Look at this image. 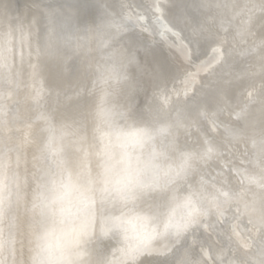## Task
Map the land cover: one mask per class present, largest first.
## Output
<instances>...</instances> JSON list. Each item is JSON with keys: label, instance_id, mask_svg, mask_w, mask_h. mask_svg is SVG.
Here are the masks:
<instances>
[{"label": "bare ground", "instance_id": "6f19581e", "mask_svg": "<svg viewBox=\"0 0 264 264\" xmlns=\"http://www.w3.org/2000/svg\"><path fill=\"white\" fill-rule=\"evenodd\" d=\"M96 1L0 0V264H264V0Z\"/></svg>", "mask_w": 264, "mask_h": 264}, {"label": "water", "instance_id": "95a60500", "mask_svg": "<svg viewBox=\"0 0 264 264\" xmlns=\"http://www.w3.org/2000/svg\"><path fill=\"white\" fill-rule=\"evenodd\" d=\"M72 2H74V4H82V2L84 1H87V0H71ZM100 3V0L99 2L96 1V2H92L91 3V7L93 10H97L100 11L102 10L101 8H104V7H101V5H99ZM83 5V4H82ZM85 6V5H84ZM120 18V17H119ZM120 22L124 24V26H126L129 30H131L133 32V34H131L135 39L137 37H139L141 40H143V44L147 45L148 42L147 40H145V38H143L142 36V33L140 32H137L134 28V24H133V21L131 19H129V17L127 16V13L125 14V17L122 15V17L120 18ZM154 25H156V28H159V29H162L163 25L165 24L164 22H162L160 19L158 20H155L154 21ZM139 33V34H138Z\"/></svg>", "mask_w": 264, "mask_h": 264}]
</instances>
